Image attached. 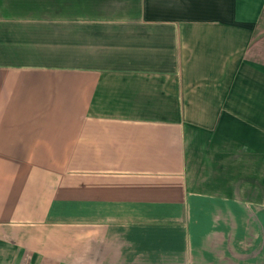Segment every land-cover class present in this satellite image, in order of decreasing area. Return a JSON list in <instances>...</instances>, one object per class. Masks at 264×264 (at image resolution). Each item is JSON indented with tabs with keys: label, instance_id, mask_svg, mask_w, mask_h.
<instances>
[{
	"label": "crops",
	"instance_id": "1",
	"mask_svg": "<svg viewBox=\"0 0 264 264\" xmlns=\"http://www.w3.org/2000/svg\"><path fill=\"white\" fill-rule=\"evenodd\" d=\"M264 0H0V264H264Z\"/></svg>",
	"mask_w": 264,
	"mask_h": 264
},
{
	"label": "trees",
	"instance_id": "2",
	"mask_svg": "<svg viewBox=\"0 0 264 264\" xmlns=\"http://www.w3.org/2000/svg\"><path fill=\"white\" fill-rule=\"evenodd\" d=\"M244 57L247 61L264 66V9L256 25L255 37Z\"/></svg>",
	"mask_w": 264,
	"mask_h": 264
}]
</instances>
